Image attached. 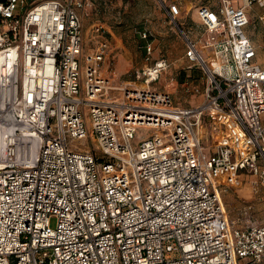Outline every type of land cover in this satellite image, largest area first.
<instances>
[{"label":"built area","instance_id":"obj_1","mask_svg":"<svg viewBox=\"0 0 264 264\" xmlns=\"http://www.w3.org/2000/svg\"><path fill=\"white\" fill-rule=\"evenodd\" d=\"M254 3L198 0L195 33L181 0H165L207 80L183 106L152 86L167 58L138 71L143 87L114 85L111 30L85 28L92 0L0 3V264L264 263V218L233 220L221 193L241 172L264 185ZM139 34L148 60L151 33ZM139 127L152 133L133 143Z\"/></svg>","mask_w":264,"mask_h":264},{"label":"rangeland","instance_id":"obj_2","mask_svg":"<svg viewBox=\"0 0 264 264\" xmlns=\"http://www.w3.org/2000/svg\"><path fill=\"white\" fill-rule=\"evenodd\" d=\"M92 2L94 9L90 12L91 15L85 18V28L88 31L93 23L99 21L111 30V43L115 48L114 58L110 59L113 74L105 73L114 81V85L123 86L131 82L130 86L143 87L142 80L136 79L138 71L157 58H167L170 62L169 69L152 86L171 92L175 102L182 106L204 100L206 77L199 65H193L192 70L187 69L190 63L184 56L187 49L186 38L171 22L164 7L165 0H92ZM181 2L184 10H187L180 20L182 27L187 32L192 30L197 33L200 27L195 21L194 9L198 0H181ZM263 12L264 6L256 3L248 8L251 18L248 34L257 45L263 43L264 23L258 20V16ZM145 30L151 33L149 39L155 47L148 60L145 41L139 34V31ZM263 55L264 53L260 54V58L264 68ZM188 78L189 90L183 84ZM194 88L199 89V94H192ZM137 129L133 143L152 133L148 128ZM71 142L72 145L82 148L95 144L93 135L84 141L73 139ZM204 143L209 144L207 141ZM257 178L259 180V177L250 175L249 172H241L234 186L223 185L222 197L233 220L241 217L244 211L251 212L259 220L264 218V185L260 180L257 182Z\"/></svg>","mask_w":264,"mask_h":264},{"label":"bare ground","instance_id":"obj_3","mask_svg":"<svg viewBox=\"0 0 264 264\" xmlns=\"http://www.w3.org/2000/svg\"><path fill=\"white\" fill-rule=\"evenodd\" d=\"M3 61H4V59H3V57L2 56H0V78H2V79H7L6 77H5V71H4V68H3ZM4 72V73H3Z\"/></svg>","mask_w":264,"mask_h":264},{"label":"crops","instance_id":"obj_4","mask_svg":"<svg viewBox=\"0 0 264 264\" xmlns=\"http://www.w3.org/2000/svg\"><path fill=\"white\" fill-rule=\"evenodd\" d=\"M263 14H264V12H263ZM195 17H196V15H195ZM247 31H248V29H247ZM249 35V34H248ZM250 36V35H249ZM251 37V36H250ZM251 39L253 40V38L251 37ZM253 42H254V40H253ZM257 45V44H256ZM259 48H258V58H259V60H258V62L261 64V66H262V60H261V58H260V54H262V53H264V49L261 47V45H257ZM263 50V51H262ZM264 56V55H263ZM264 69V68H263Z\"/></svg>","mask_w":264,"mask_h":264},{"label":"trees","instance_id":"obj_5","mask_svg":"<svg viewBox=\"0 0 264 264\" xmlns=\"http://www.w3.org/2000/svg\"><path fill=\"white\" fill-rule=\"evenodd\" d=\"M187 69H190V70H192V69H193V67H190V66H189V67H187ZM187 69H186V70H187ZM184 74H185V72H184ZM181 81H182V80H181Z\"/></svg>","mask_w":264,"mask_h":264},{"label":"water","instance_id":"obj_6","mask_svg":"<svg viewBox=\"0 0 264 264\" xmlns=\"http://www.w3.org/2000/svg\"><path fill=\"white\" fill-rule=\"evenodd\" d=\"M5 1H6V0H0V3H1V2H5Z\"/></svg>","mask_w":264,"mask_h":264}]
</instances>
